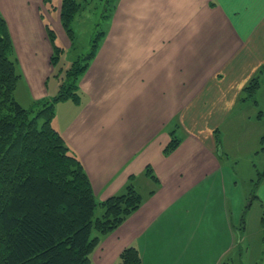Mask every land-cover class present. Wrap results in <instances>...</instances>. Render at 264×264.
<instances>
[{
	"label": "crops",
	"instance_id": "0c3cea01",
	"mask_svg": "<svg viewBox=\"0 0 264 264\" xmlns=\"http://www.w3.org/2000/svg\"><path fill=\"white\" fill-rule=\"evenodd\" d=\"M22 1L0 0V14L25 59L31 33L47 38ZM104 39L101 66L81 82L90 96L57 102L51 124L98 201L124 193L131 177L143 201L99 237L90 261L119 264L134 248L141 264H232L253 200L264 214V171L248 199L251 169L237 170L225 152L236 150L227 133L237 118L264 144L260 102L243 95L258 71L264 75V0H120ZM172 134L179 143L166 152ZM148 167L157 183L145 176ZM256 237L264 264V237Z\"/></svg>",
	"mask_w": 264,
	"mask_h": 264
},
{
	"label": "trees",
	"instance_id": "16d2710c",
	"mask_svg": "<svg viewBox=\"0 0 264 264\" xmlns=\"http://www.w3.org/2000/svg\"><path fill=\"white\" fill-rule=\"evenodd\" d=\"M82 1L61 0L60 20L69 33ZM47 33L53 64L61 49L54 45L53 32ZM13 49L0 14V264H92L99 237L121 225L143 197L131 177L124 193L98 201L80 160L51 124L57 102L78 101L77 81L86 62L72 63L53 99L26 109L14 98L20 74ZM258 88L259 80L252 78L243 89L244 100L255 103ZM178 143L172 134L165 151ZM145 176L158 181L149 167ZM119 264H141L137 251L125 249Z\"/></svg>",
	"mask_w": 264,
	"mask_h": 264
},
{
	"label": "rangeland",
	"instance_id": "374dc122",
	"mask_svg": "<svg viewBox=\"0 0 264 264\" xmlns=\"http://www.w3.org/2000/svg\"><path fill=\"white\" fill-rule=\"evenodd\" d=\"M119 1L120 0H83L81 2L82 7H79L72 22L71 30L73 33H69L62 26L60 20L61 0L22 1V8L26 13H31V10L36 13L37 20L42 24L47 42L44 44L41 43L44 37H38L37 34L31 33L28 37L30 42H28L30 43L29 50H33V52H28V50H26L27 56L24 54L25 59H23L22 55H19V52L17 53V49L13 44L14 49L12 58L15 59L17 71L20 74L14 91V98L20 106L26 109L30 107L32 105L30 101L33 96L38 97L36 99L37 101L53 99L59 90L61 79L64 80L66 78L65 76L74 61H77L78 65L86 62V70L77 81V93L82 97L90 96V93L87 91L81 93V82L85 79L86 75L97 73V68L101 66L99 60H97L101 57L98 50L101 52L103 40H105L106 32L118 7ZM29 13L27 16H29ZM48 30L53 32L54 45L61 49V53L58 55L57 59L53 60V64L50 61L51 55H53V45L50 37H48ZM42 45L45 47L43 48ZM47 47L51 50L50 56L47 55L48 53L45 54ZM90 53H93L91 57L89 56ZM91 64L95 65L90 68L89 66ZM88 68L90 69L88 70ZM253 78L259 80V88L255 93L254 99L260 102L261 111H263L264 114V88L260 94L258 93L260 87L264 85V75L262 72L260 73L258 71ZM243 95L245 97V94ZM247 101L252 103V101ZM66 111L68 112V110ZM255 111L257 113V110ZM63 112H65V110L61 109L60 113ZM32 115H34V113ZM245 121L246 119H244V121L240 118L236 119L237 126L233 131H230L231 134L227 133L228 141L230 143L232 141L234 142V148H236V150L230 149L233 146L229 145L228 148L225 149V152L232 154L233 156L231 157L238 160V165H236L237 170L247 168V166L248 168L250 167L251 177L247 179V186L243 183V187L248 190L247 198L250 199L251 194H256V186H258V179L260 178L259 174L264 171V150H260L261 147L264 148V144L258 141L254 127ZM262 125L264 126V117ZM253 149H258L257 154L251 155L253 151L250 150ZM249 158L252 159V167L247 160ZM230 161L233 162L235 160L231 158ZM238 185L241 187V182H238ZM248 204H250V202H248L247 205ZM101 209L102 208H99L97 210L98 215L102 212ZM262 217H264V214H262L259 204L253 200L251 207L246 210L244 217L247 223L246 231L242 232L245 241L239 243L235 258L237 260L232 264H263V260L261 261L256 258L260 253L258 250L259 240L257 237L256 240L252 239L255 234L264 237V224L261 223ZM94 235H96V233L92 232V237Z\"/></svg>",
	"mask_w": 264,
	"mask_h": 264
}]
</instances>
